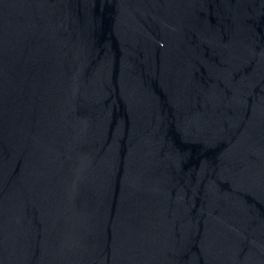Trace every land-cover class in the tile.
Here are the masks:
<instances>
[{
  "label": "water",
  "instance_id": "water-1",
  "mask_svg": "<svg viewBox=\"0 0 264 264\" xmlns=\"http://www.w3.org/2000/svg\"><path fill=\"white\" fill-rule=\"evenodd\" d=\"M0 264H264V0H0Z\"/></svg>",
  "mask_w": 264,
  "mask_h": 264
}]
</instances>
